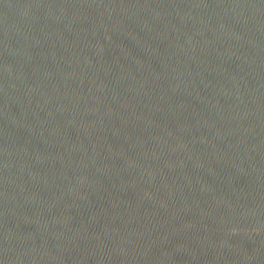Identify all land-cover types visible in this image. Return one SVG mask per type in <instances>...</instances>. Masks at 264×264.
<instances>
[{
  "label": "water",
  "instance_id": "obj_1",
  "mask_svg": "<svg viewBox=\"0 0 264 264\" xmlns=\"http://www.w3.org/2000/svg\"><path fill=\"white\" fill-rule=\"evenodd\" d=\"M0 264H264V0H0Z\"/></svg>",
  "mask_w": 264,
  "mask_h": 264
}]
</instances>
